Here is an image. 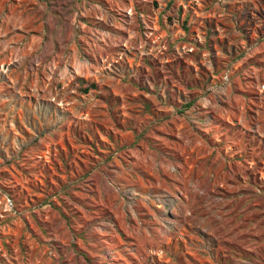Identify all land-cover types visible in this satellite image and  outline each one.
<instances>
[{
    "label": "rangeland",
    "instance_id": "obj_1",
    "mask_svg": "<svg viewBox=\"0 0 264 264\" xmlns=\"http://www.w3.org/2000/svg\"><path fill=\"white\" fill-rule=\"evenodd\" d=\"M0 264H264V0H0Z\"/></svg>",
    "mask_w": 264,
    "mask_h": 264
}]
</instances>
